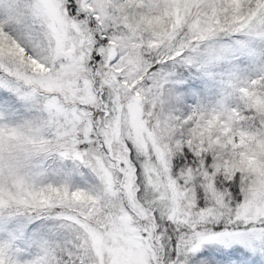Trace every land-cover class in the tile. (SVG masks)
<instances>
[{
	"label": "snow or ice",
	"instance_id": "obj_1",
	"mask_svg": "<svg viewBox=\"0 0 264 264\" xmlns=\"http://www.w3.org/2000/svg\"><path fill=\"white\" fill-rule=\"evenodd\" d=\"M0 264H264V0H0Z\"/></svg>",
	"mask_w": 264,
	"mask_h": 264
}]
</instances>
